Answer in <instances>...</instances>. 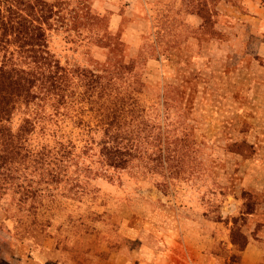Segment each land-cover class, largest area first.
Listing matches in <instances>:
<instances>
[{"label": "rangeland", "instance_id": "rangeland-1", "mask_svg": "<svg viewBox=\"0 0 264 264\" xmlns=\"http://www.w3.org/2000/svg\"><path fill=\"white\" fill-rule=\"evenodd\" d=\"M47 1L59 8L53 22L89 7L128 58L146 56L142 99L182 139L171 176L134 163L74 187L42 183L35 199L8 192L0 264H245L244 243L264 264V20L254 0ZM89 33L58 24L49 47L62 63L91 66L106 55Z\"/></svg>", "mask_w": 264, "mask_h": 264}, {"label": "trees", "instance_id": "trees-1", "mask_svg": "<svg viewBox=\"0 0 264 264\" xmlns=\"http://www.w3.org/2000/svg\"><path fill=\"white\" fill-rule=\"evenodd\" d=\"M80 9L69 23H57L59 8L47 0H0V201L8 192L18 201L35 199L42 183L74 187L134 163L167 169L168 176L177 166L182 138L170 137L156 108L142 99L146 56L128 58L121 38L100 31L89 7ZM58 24L91 32L88 42L104 50L105 60L62 63L48 39Z\"/></svg>", "mask_w": 264, "mask_h": 264}, {"label": "crops", "instance_id": "crops-1", "mask_svg": "<svg viewBox=\"0 0 264 264\" xmlns=\"http://www.w3.org/2000/svg\"><path fill=\"white\" fill-rule=\"evenodd\" d=\"M250 11L256 17L264 20V0H254L248 5ZM260 249L255 245H247L242 253V262L245 264H256L260 258Z\"/></svg>", "mask_w": 264, "mask_h": 264}]
</instances>
